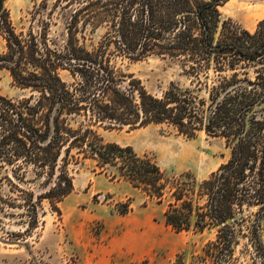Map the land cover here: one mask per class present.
Instances as JSON below:
<instances>
[{"label": "trees", "instance_id": "trees-1", "mask_svg": "<svg viewBox=\"0 0 264 264\" xmlns=\"http://www.w3.org/2000/svg\"><path fill=\"white\" fill-rule=\"evenodd\" d=\"M7 1L0 0V70L28 92L0 93V224L23 227L11 240L26 242L44 226V202L61 215L74 191L70 166L92 161L163 208L174 232H215L191 264H232L242 239L250 264H264V20L251 32L224 19L220 8L230 0H43L29 30L18 32ZM99 30L88 47L87 35ZM151 56L177 66L184 82L154 95L116 63ZM106 124L222 139L230 156L204 179L175 173L105 141Z\"/></svg>", "mask_w": 264, "mask_h": 264}, {"label": "rangeland", "instance_id": "rangeland-1", "mask_svg": "<svg viewBox=\"0 0 264 264\" xmlns=\"http://www.w3.org/2000/svg\"><path fill=\"white\" fill-rule=\"evenodd\" d=\"M43 0H8L6 5L18 32H27L32 25L31 13ZM224 19H232L254 32L264 20V0H230L220 8ZM58 28L53 27L52 35ZM104 30L88 34L86 45H97ZM5 42L0 39V54ZM118 67L125 74L140 79L146 89L160 95L172 81L184 82L179 68L169 60L151 56L139 61L118 58ZM68 79L66 74H63ZM0 93L12 99L28 94L18 88L7 70H0ZM107 142L132 146L139 155H152L165 170L192 172L199 179L207 178L229 159V150L222 139L201 135L196 139L179 136L165 126L150 125L132 129L108 124L99 128ZM74 191L61 204V215L43 203L44 226L26 242H13L8 233L19 232L17 221L3 219L0 224V264H178L183 258L191 264L192 254L200 253L215 240L214 231L202 234L176 233L166 226L163 208L148 202L125 181L111 182L100 174L95 163L70 166ZM33 176L30 174L28 179ZM35 193L40 190L33 185ZM125 204L130 210L122 214ZM29 244V247L25 245ZM242 239L235 246L232 264H250L253 254Z\"/></svg>", "mask_w": 264, "mask_h": 264}]
</instances>
